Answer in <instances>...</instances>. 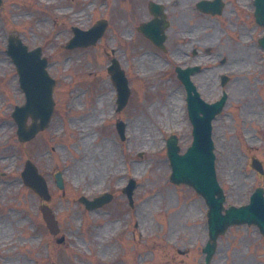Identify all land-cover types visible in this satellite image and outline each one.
Masks as SVG:
<instances>
[{
    "label": "rangeland",
    "instance_id": "rangeland-1",
    "mask_svg": "<svg viewBox=\"0 0 264 264\" xmlns=\"http://www.w3.org/2000/svg\"><path fill=\"white\" fill-rule=\"evenodd\" d=\"M147 1L2 0L0 264H203L207 207L190 187L168 181L166 155L159 152L168 126L180 129L182 145L190 140V126L182 104L185 91L173 65L167 67L174 61L171 53L156 52L137 30L138 22L148 16ZM244 1L233 0L224 16L209 18L206 28L214 43L209 46L212 58L218 53L227 57L220 69H250L226 83L230 98L214 121L216 171L227 203L246 201L255 185L264 184V173L250 165L257 157L264 166V71L257 80L253 69L259 64V50H248L252 21L242 12ZM169 6L173 45L176 39L171 48L181 57V48L195 46L185 38L187 34L202 36L196 30L184 31L183 8ZM99 18L107 19L108 26L94 45L64 47L71 26L87 28ZM9 34L29 47L44 42L42 55L51 61L49 70L57 79L51 123L26 143L14 135L16 126L9 113L14 103L23 101L14 65L4 51ZM131 35L136 39L129 42ZM246 51L248 61L243 58ZM112 56L119 59L132 89L118 113L127 121L126 140L119 138L115 120L109 117L115 88L106 67ZM196 76L203 95L216 98L215 75L207 86L202 79L206 73ZM252 134L257 135L248 140ZM26 159L48 181L49 205L59 221V235H65L62 243L56 242L42 219L41 198L21 186L20 170ZM57 170L65 178L64 192L54 183ZM130 176L138 180L133 206L119 188L114 190ZM107 188L114 194L112 203L99 209L87 210L78 201L80 195L92 197ZM209 264H264V237L254 226L231 227L218 239Z\"/></svg>",
    "mask_w": 264,
    "mask_h": 264
},
{
    "label": "water",
    "instance_id": "water-1",
    "mask_svg": "<svg viewBox=\"0 0 264 264\" xmlns=\"http://www.w3.org/2000/svg\"><path fill=\"white\" fill-rule=\"evenodd\" d=\"M12 42H13V44H17V43L14 42L13 40H12ZM18 47H19V46H18ZM119 71H120V70H119L116 66H114L113 69H112V78H113V80H114L115 82H117L118 74L123 75L122 72L120 71V73H119ZM46 100H47V105H48V107H49V108H52L53 100H52V97H51V87H49V91H48V93H47ZM29 112H32V111H29ZM32 114H33L34 117H37V114H35V113H33V112H32ZM21 125H23V123H21ZM42 126H43V124H42V125H36V124H33L29 129H27V128H25L24 126H22V128H23L22 131H23L24 133H26V136H25V137L28 138V137H31L32 135H34V133H35L39 128H41ZM27 164H29V162H28ZM27 166H30V167L32 168L33 172L35 173V175L37 176V179H38V184H37V185H33L32 183H29V185H30L34 190H36L38 193H40L41 195L46 196V197L48 198V196H47V190H46V185H45V183H44L43 178H42L39 174H37L36 169H35L34 166H32L31 164H29V165H27ZM26 182H27V181H26ZM46 211H47V217L50 218V219H53V215L50 213V210H49L48 208H46ZM221 232H223V230L220 228V229H216V232H215V233H217L216 235H218V234L221 233ZM213 234H214V233H212V239H211V241L209 242V245L214 244V241H215V237H216V236L213 235Z\"/></svg>",
    "mask_w": 264,
    "mask_h": 264
},
{
    "label": "flooded vegetation",
    "instance_id": "flooded-vegetation-1",
    "mask_svg": "<svg viewBox=\"0 0 264 264\" xmlns=\"http://www.w3.org/2000/svg\"><path fill=\"white\" fill-rule=\"evenodd\" d=\"M174 7H183L187 10L192 11L193 16L198 17L196 20L200 19L201 16L209 17V14H205L197 9V4L195 0H173Z\"/></svg>",
    "mask_w": 264,
    "mask_h": 264
}]
</instances>
